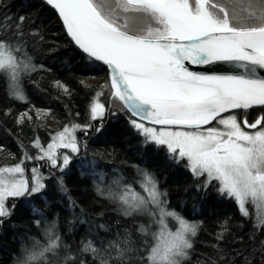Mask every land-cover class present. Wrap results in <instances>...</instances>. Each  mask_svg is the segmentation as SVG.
I'll return each mask as SVG.
<instances>
[{"label":"snow or ice","instance_id":"snow-or-ice-1","mask_svg":"<svg viewBox=\"0 0 264 264\" xmlns=\"http://www.w3.org/2000/svg\"><path fill=\"white\" fill-rule=\"evenodd\" d=\"M47 4L58 10L75 45L110 67L112 98L140 118L141 122L131 119L130 123L145 143L165 146L174 162L186 161L185 167L195 177L204 178V190L212 186L222 196L234 199L241 215L248 217L246 205L253 207L256 227L264 228V115L249 123L246 115L238 120V114L231 111L264 108V78L256 77L257 68L264 69V0H47ZM24 19L20 17L15 26L0 23V73L13 81V95L19 99L25 98L19 87L21 73L36 69L26 52L21 28ZM137 21H143V26H135ZM185 62H243L241 66L249 75L197 73ZM104 111L99 100L90 107L93 119L101 118ZM142 121L166 127L158 130ZM213 121L212 127L202 128ZM242 124L255 131L245 130ZM78 128L77 124L64 128L46 148L37 143L42 155L36 159L56 167L62 155V165L67 167L69 156L58 155L57 149L79 152ZM138 173L147 198L128 184L117 191L110 187L108 198L124 205V215L146 211L159 216L155 221L159 230L151 233V245L145 240L147 255L141 259L147 264H183L199 225L167 210V201L162 199L167 194L158 189L154 174L143 169ZM104 175L99 174L101 181ZM43 179L35 168L30 177L25 176L22 164L0 168V223L11 215L8 198L41 192ZM122 179L113 183L120 186ZM97 191L101 192L99 184ZM149 204L156 211L149 209ZM169 216L178 222L176 231L165 222ZM55 227L52 224L45 229L47 244L35 241L31 249L24 248L17 264H51L48 254L55 257L61 247H67ZM140 232L147 235L148 229L141 225ZM123 243L122 247L121 242L110 241L109 252L87 239L81 241L80 251L92 253L100 264H126L131 248L127 239ZM261 245L264 251V241ZM75 259L69 254L63 264ZM245 264L251 261L246 258Z\"/></svg>","mask_w":264,"mask_h":264},{"label":"trees","instance_id":"trees-1","mask_svg":"<svg viewBox=\"0 0 264 264\" xmlns=\"http://www.w3.org/2000/svg\"><path fill=\"white\" fill-rule=\"evenodd\" d=\"M20 17L25 18L21 28L26 52L36 69L20 75L24 99L13 95L12 80L0 73V149L7 153L9 164H22L27 177L32 169H38L45 188L39 193L8 198L11 215L0 223V264H17L23 249H31L35 241L47 244L45 229L52 224L67 247H61L55 257L48 254L51 264H63L69 254L76 258L70 264H100L92 253L80 251L81 241L87 239L100 249H108L114 240L123 247L127 239L131 251L126 264H147L141 259L147 255L144 242L153 243L151 233L159 230L155 222L159 216L154 219L142 211L124 215V205L107 195L110 187L117 191L123 184L143 193L145 189L139 183L143 177L138 169L155 175L158 189L167 194L162 197L167 201V210L199 225L197 235L191 238L189 258L183 264H245L246 258L251 264H264V228L256 227L255 209L246 205L249 216L241 215L234 199L222 196L212 186L204 190V178L195 177L185 167L186 161L174 162L165 146L145 143L130 123L136 118L121 101L112 98L110 80L102 72V65L74 46L45 0H0V23L15 26ZM135 26H143V21ZM101 73V83L92 80ZM97 100L107 110L101 118L93 119L90 107ZM33 107L40 108V112L33 111ZM232 112L238 114V120L246 115L251 123L264 115V108ZM50 120L54 124H49ZM73 124L80 125L75 132L80 151L68 154L71 160L66 168L60 170L61 157L56 167L36 159L42 155L37 143L46 148L58 132ZM215 124L213 121L202 128ZM100 173L105 174L102 181ZM121 177V185H115L113 182ZM195 205L200 213L193 215L191 208ZM165 222L176 231L178 222L173 217H166ZM141 225L148 229L147 235L140 232Z\"/></svg>","mask_w":264,"mask_h":264},{"label":"water","instance_id":"water-1","mask_svg":"<svg viewBox=\"0 0 264 264\" xmlns=\"http://www.w3.org/2000/svg\"><path fill=\"white\" fill-rule=\"evenodd\" d=\"M45 1L47 2V0H45ZM50 8H51V11H52L54 17H56L60 21V23L62 24L63 30L66 33V36H68V38L70 39V41H72L74 46H76L79 49V47L77 45H75V43L73 42L71 37L67 34L66 27H65V25L62 22V18L59 16L58 10L54 9L51 5H50ZM87 56H88V54H87ZM98 62L102 65V72L106 73L107 76L109 77V80H110V75H111L110 67L108 65L104 64L102 61H98ZM185 64H186V67H188V69L190 71L197 72V73L249 75V73H247L245 68L241 66L243 64V62H217L215 64H205V65H197V64H191L190 62H185ZM256 77L257 78H264V69L257 68ZM112 92H113V90H112ZM256 107H258V106H256ZM125 108H126V106H125ZM236 110H240V109H234V110H231V111H236ZM222 114H224V113H222ZM134 118H136L137 120L140 121L139 117H134ZM142 122L147 123V124H149L151 126L166 127V126H161V125H153L149 121H142ZM204 126H207V125H203L202 127H204Z\"/></svg>","mask_w":264,"mask_h":264},{"label":"rangeland","instance_id":"rangeland-1","mask_svg":"<svg viewBox=\"0 0 264 264\" xmlns=\"http://www.w3.org/2000/svg\"><path fill=\"white\" fill-rule=\"evenodd\" d=\"M93 81H96L97 83H101L103 80H104V76H103V74H99L98 75V77H96V78H93L92 79ZM13 84V81H11V85ZM106 106H105V111H104V113L106 112ZM36 111H39L40 112V110H36ZM43 113V112H42ZM104 115V114H103ZM48 122V121H47ZM49 124H54V122L53 121H49ZM145 126H147V127H155V126H150V125H145ZM221 128H223V126H220ZM155 128H157L158 130L161 128V127H155ZM209 128V127H208ZM205 129H207V128H205ZM245 130H247V131H249V132H254L255 131V129L254 130H248V129H245ZM61 131H63V130H61ZM60 131V132H61ZM60 132H58V133H60ZM57 133V134H58ZM57 136V135H56ZM56 136H54L53 138H55ZM52 141H53V139H52ZM52 141L50 142V143H52ZM49 143V144H50ZM66 149L68 150V151H66ZM69 152V153H68ZM57 153H58V155L59 154H63V155H68V154H70V153H76V152H73L72 150H71V148H59V149H57ZM6 155H7V153H3V151L0 149V168H2V167H8V166H15V165H17V164H9L8 162H7V158H6ZM9 159V158H8ZM11 160V158L8 160V161H10ZM71 160V157H70V155H69V161ZM61 163H62V155H61ZM41 165L42 164H40L39 166H38V168H40L41 167ZM25 176H26V173H25ZM136 193H138L139 195H142V196H144L145 198H147V192L144 190V192L143 193H139V192H136ZM151 204H149L147 207L149 208V206H150ZM154 206V205H153ZM150 209V208H149ZM151 210H153V211H156V208L155 207H153V208H151ZM142 212H146V211H142ZM154 219H155V217H153Z\"/></svg>","mask_w":264,"mask_h":264},{"label":"bare ground","instance_id":"bare-ground-1","mask_svg":"<svg viewBox=\"0 0 264 264\" xmlns=\"http://www.w3.org/2000/svg\"><path fill=\"white\" fill-rule=\"evenodd\" d=\"M33 109V111L34 110H40V108H38V107H33L32 108ZM60 168H66V167H63V165H62V163H60ZM26 176H27V174H26ZM43 182V181H42ZM44 183V182H43ZM30 186H31V183H30ZM197 206L195 205V206H193V208H191V212H192V214L194 215V214H199L200 213V210L198 209V208H196ZM190 212V213H191ZM178 227H179V225L177 226V229H178ZM176 229V230H177Z\"/></svg>","mask_w":264,"mask_h":264},{"label":"flooded vegetation","instance_id":"flooded-vegetation-1","mask_svg":"<svg viewBox=\"0 0 264 264\" xmlns=\"http://www.w3.org/2000/svg\"><path fill=\"white\" fill-rule=\"evenodd\" d=\"M250 123V122H249Z\"/></svg>","mask_w":264,"mask_h":264}]
</instances>
